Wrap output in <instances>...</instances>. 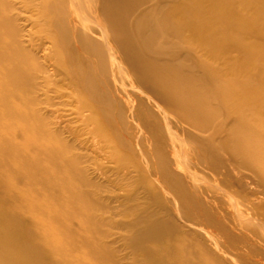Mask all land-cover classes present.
I'll return each instance as SVG.
<instances>
[{
    "label": "bare ground",
    "instance_id": "obj_1",
    "mask_svg": "<svg viewBox=\"0 0 264 264\" xmlns=\"http://www.w3.org/2000/svg\"><path fill=\"white\" fill-rule=\"evenodd\" d=\"M0 264H264V0H0Z\"/></svg>",
    "mask_w": 264,
    "mask_h": 264
},
{
    "label": "rangeland",
    "instance_id": "obj_2",
    "mask_svg": "<svg viewBox=\"0 0 264 264\" xmlns=\"http://www.w3.org/2000/svg\"><path fill=\"white\" fill-rule=\"evenodd\" d=\"M115 193H116V194H121V191L116 190Z\"/></svg>",
    "mask_w": 264,
    "mask_h": 264
}]
</instances>
